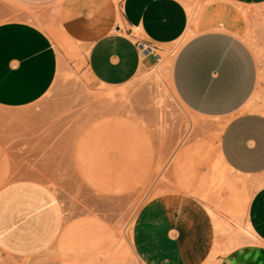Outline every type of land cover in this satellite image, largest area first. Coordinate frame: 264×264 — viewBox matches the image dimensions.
Masks as SVG:
<instances>
[{
    "label": "rangeland",
    "instance_id": "374dc122",
    "mask_svg": "<svg viewBox=\"0 0 264 264\" xmlns=\"http://www.w3.org/2000/svg\"><path fill=\"white\" fill-rule=\"evenodd\" d=\"M64 1L0 0V24L40 28L59 55L53 85L40 101L0 109V188L38 181L55 192L63 211L62 232L49 251L31 259L0 254V264H141L135 229L151 202L185 198L225 219L228 183L242 189L240 182L246 188L250 180L219 161L224 124L193 113L175 94L171 72L180 42L152 51L149 64L128 83L98 85L87 75L86 50L64 25ZM183 2L196 32L215 26L207 9L219 21L223 8L232 7L264 73V8L252 11L227 0ZM254 109L264 114V84ZM254 190L250 182L247 192ZM213 239L207 264H217L228 247L227 236L214 233Z\"/></svg>",
    "mask_w": 264,
    "mask_h": 264
},
{
    "label": "crops",
    "instance_id": "0c3cea01",
    "mask_svg": "<svg viewBox=\"0 0 264 264\" xmlns=\"http://www.w3.org/2000/svg\"><path fill=\"white\" fill-rule=\"evenodd\" d=\"M227 1L252 11L264 8V0ZM188 8L183 0H65L63 22L86 50L88 77L108 87L131 81L152 51L181 43L171 72L175 94L193 113L224 124L218 155L227 170L255 188L252 194L246 189L249 200L238 219L250 240L229 248L228 239L229 251L217 264H264V114L254 109L264 73L232 7L221 10L219 21L207 9L215 26L199 32L196 24L188 32ZM58 66L46 32L26 22L0 24V109L36 104L51 89ZM207 211L185 198L151 202L135 229L141 264H207L214 233L220 234ZM62 228V206L45 184L23 180L0 188L1 255L38 257L53 247Z\"/></svg>",
    "mask_w": 264,
    "mask_h": 264
},
{
    "label": "bare ground",
    "instance_id": "6f19581e",
    "mask_svg": "<svg viewBox=\"0 0 264 264\" xmlns=\"http://www.w3.org/2000/svg\"><path fill=\"white\" fill-rule=\"evenodd\" d=\"M116 1H118V0H116ZM189 24H190V27H189V31L188 32L194 30V28H195L194 15L192 13L189 16ZM147 50L148 49L145 48V49H143V52H145ZM263 82H264V74H263ZM166 93H168V92H166ZM112 97H114V96H112ZM106 100H107V96H106ZM218 158H219V161L222 164V166L226 169V166L222 162V160L220 159L219 155H218ZM240 185L242 186V189H239V185L237 183H235V182L228 183V189L230 188L229 191H230L231 207L226 212L227 219H228L227 223L223 224V222L220 219H217L216 215L212 211L209 210L211 215H212V217L215 220L216 232L220 233V234H224V235L227 234L229 236V238H228V239H230L229 240L230 241V247L228 246L229 248H233V247H235L237 245L243 244V243L248 242L250 240L248 232L243 230L238 224V219L244 215V212H245L244 211V206L247 204V202L249 200V196L246 193L247 187L245 188V183L244 182H240ZM229 248H226V249L228 250ZM226 251L225 252L221 251V252L225 254Z\"/></svg>",
    "mask_w": 264,
    "mask_h": 264
}]
</instances>
